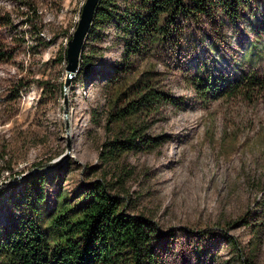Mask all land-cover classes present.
<instances>
[{
	"label": "rangeland",
	"instance_id": "1",
	"mask_svg": "<svg viewBox=\"0 0 264 264\" xmlns=\"http://www.w3.org/2000/svg\"><path fill=\"white\" fill-rule=\"evenodd\" d=\"M86 1L0 0V24L10 21L0 36L14 51L0 63V235L45 174L49 210L60 192L75 201L95 181L108 185L156 227L160 264H264V96L196 89L201 77L214 88L264 73V0L235 22H187L175 47L151 44L119 74L123 43L108 28L104 40L86 39L91 67L68 82L62 57ZM144 84L177 103L118 120ZM134 130L166 140L100 156Z\"/></svg>",
	"mask_w": 264,
	"mask_h": 264
},
{
	"label": "trees",
	"instance_id": "2",
	"mask_svg": "<svg viewBox=\"0 0 264 264\" xmlns=\"http://www.w3.org/2000/svg\"><path fill=\"white\" fill-rule=\"evenodd\" d=\"M250 1L100 0L86 39L104 40L105 30L114 29L116 40L124 48L123 63L117 67L119 74L128 71L131 58L147 53L151 44L171 43L175 47L187 22L222 21L223 17L235 22ZM9 24L3 17L0 26ZM93 48L87 53L82 51L80 73H88ZM13 52L0 36V63L10 61ZM62 58L68 60L67 48ZM212 84L201 77L196 89L199 93L234 90L264 96V73L259 70L228 87L216 84L213 88ZM144 86L136 99L117 112L118 120L162 103H177L170 94ZM164 140V135L152 137L134 130L131 135L104 143L100 156L117 157L128 151L150 149ZM45 181L46 175L41 174L27 184L25 214L0 235V264H160L154 244L159 237L156 227L150 219L127 212L124 201L112 194L108 185L95 181L75 201L60 192L56 205L49 210L45 205Z\"/></svg>",
	"mask_w": 264,
	"mask_h": 264
},
{
	"label": "water",
	"instance_id": "3",
	"mask_svg": "<svg viewBox=\"0 0 264 264\" xmlns=\"http://www.w3.org/2000/svg\"><path fill=\"white\" fill-rule=\"evenodd\" d=\"M100 0H87L82 11L81 19L78 23L77 29L73 34L67 48L68 58V77H74L75 72L79 70L80 58L83 51V45L88 35L90 26L93 21L96 7Z\"/></svg>",
	"mask_w": 264,
	"mask_h": 264
}]
</instances>
